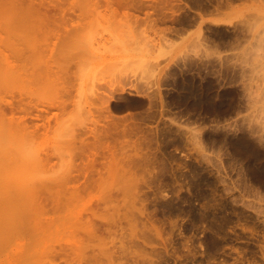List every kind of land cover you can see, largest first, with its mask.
Wrapping results in <instances>:
<instances>
[{
	"label": "rangeland",
	"instance_id": "1",
	"mask_svg": "<svg viewBox=\"0 0 264 264\" xmlns=\"http://www.w3.org/2000/svg\"><path fill=\"white\" fill-rule=\"evenodd\" d=\"M104 1L64 0L42 55L0 72L51 118L19 152L0 140V264H264V0ZM88 159L90 189L64 180ZM37 186L65 206L41 212Z\"/></svg>",
	"mask_w": 264,
	"mask_h": 264
},
{
	"label": "bare ground",
	"instance_id": "2",
	"mask_svg": "<svg viewBox=\"0 0 264 264\" xmlns=\"http://www.w3.org/2000/svg\"><path fill=\"white\" fill-rule=\"evenodd\" d=\"M106 1V4L107 6L110 8H115V5L117 6H121L123 8H125L127 11H128V15L131 14V12L129 13V10L132 9V10H136L138 8H140V6H143L144 3L143 1L145 0H141L139 2H136V0H105ZM104 1V2H105ZM64 2V0H0V13H4V14H7L6 16H3L5 18H3L4 23L0 25V72L2 73H6V75H11L10 78L12 77H15V76H20L22 77V75H17L15 74L17 69L19 70V64H17L18 62H22L25 60L24 59H29L31 57H37L40 55H42L41 53L43 52V50L41 49V45L43 44L44 41H46L45 39V34L47 33L49 35V28H50V25L51 24H56L57 26H60L62 24L63 21H65L64 17L61 15L59 16V18L61 19H57V20H54V18L56 19V17L54 15H48L51 13V11H61L60 9V6L62 5V3ZM77 3V2H75ZM166 5V4H165ZM118 8V7H117ZM59 9V10H58ZM113 9V10H114ZM9 10V11H8ZM63 11V10H62ZM125 11V10H124ZM127 13V12H126ZM10 14V15H9ZM148 14V13H147ZM152 14V13H150ZM149 15V14H148ZM53 16V17H51ZM132 16V15H131ZM193 16V15H192ZM191 16V18H192ZM63 17V19L61 18ZM136 17V16H135ZM150 17V16H149ZM53 18V19H52ZM199 18V17H197ZM196 17H193L192 19L187 18L189 20V22H196L195 20L197 19ZM150 20V19H149ZM157 20V19H156ZM153 21L154 23H156L155 19L154 20H151ZM187 22V21H186ZM188 22V23H189ZM154 23H152L153 25H155ZM192 25V24H191ZM195 25V24H193ZM169 31V30H168ZM173 31V30H172ZM46 32V33H45ZM170 32V31H169ZM51 35V34H50ZM54 36V34H53ZM47 37V36H46ZM257 37V36H256ZM260 38V37H259ZM258 38V40H259ZM262 39V38H261ZM48 40V39H47ZM257 42V41H256ZM260 42V41H259ZM263 42V41H262ZM46 42H44L45 44ZM264 43V42H263ZM10 45L12 46L11 48H8L6 49V45ZM260 44V43H259ZM264 45V44H263ZM258 46V45H257ZM262 46V44H261ZM260 46V48L262 49V47ZM255 47V46H254ZM259 48V47H258ZM259 48V49H260ZM252 49V48H251ZM264 51V48L263 50ZM53 52V51H52ZM251 52V51H250ZM254 52V51H253ZM262 53V52H261ZM44 54V53H43ZM259 54H260V50H259ZM45 55V54H44ZM246 54H244L243 56H245ZM248 55V54H247ZM253 55V54H252ZM255 55V54H254ZM253 55V56H254ZM48 56V55H47ZM252 56V57H253ZM257 56V55H256ZM264 56V55H263ZM228 57V56H227ZM251 57V58H252ZM51 58V57H50ZM192 58V57H191ZM223 58V57H222ZM234 58V57H233ZM260 58V57H259ZM258 58V59H259ZM264 58V57H263ZM33 59V58H32ZM36 59V58H35ZM39 59V58H38ZM243 59V58H242ZM245 59V58H244ZM254 59V58H253ZM256 59V58H255ZM40 60V59H39ZM49 60V58H48ZM52 60V59H51ZM250 60V59H249ZM260 60V59H259ZM258 60V62H259ZM263 60V59H261ZM28 61V64H29V60ZM38 61V60H37ZM36 61V62H37ZM44 61V60H43ZM47 61V60H45ZM192 61V60H191ZM218 61V60H217ZM229 61V60H228ZM227 61V62H228ZM233 61V60H232ZM240 61V60H239ZM257 61V59H256ZM255 61V62H256ZM34 62V60L32 61ZM39 62V61H38ZM187 62V61H185ZM230 62V61H229ZM245 62V61H244ZM250 62V61H249ZM261 62V61H260ZM35 63V62H34ZM190 63V62H189ZM197 63V62H196ZM254 63V62H253ZM32 64V63H30ZM185 64V63H184ZM183 64V65H184ZM241 64L243 65V62H241ZM250 64V63H249ZM248 64V65H249ZM182 65V64H181ZM191 65V64H190ZM253 65V64H252ZM196 66V65H195ZM229 66V65H228ZM239 66V65H238ZM23 68L25 67V65L22 66ZM186 67V66H185ZM260 67V65H259ZM262 68H264V66L261 65ZM182 68V67H181ZM243 69V68H242ZM250 69V68H249ZM255 69V68H253ZM261 69V68H260ZM256 70V69H255ZM259 70V69H258ZM257 71V70H256ZM262 72V71H261ZM235 73V72H234ZM241 73V72H240ZM253 73V72H252ZM259 73V72H257ZM243 74V73H242ZM254 74V73H253ZM50 75V74H49ZM220 75V74H219ZM245 75V74H244ZM251 75V74H250ZM256 75V73H255ZM259 75V74H258ZM4 76V75H3ZM254 76V75H253ZM5 77V76H4ZM7 77V76H6ZM29 77V76H28ZM32 77V75H31ZM34 77V75H33ZM38 77V76H36ZM44 77H47V76H44ZM251 77V76H250ZM261 77V76H260ZM39 78V77H38ZM37 79V78H36ZM41 79V78H39ZM49 79V78H48ZM251 79V78H250ZM33 81V79H31ZM10 81L12 80H9L8 82L6 83H0L1 86H0V140L1 141H5L6 143L9 142V144L11 145H7L6 143H4L5 145H3V143H0V149L2 150L4 147V151L6 150L7 151V148L8 150L9 149H13L11 148L12 145L14 146H17V149L18 150L17 152H19V149H18V146H21L19 145L21 143V141L23 139H27L29 137H33V135L37 134L38 131H40L41 128H44L45 130L47 128H49V122H50V117H48L47 115H45L46 113H48L50 111V108L49 109H39V107L37 105H33V102L31 101L32 99V95L29 96L28 93H23L24 91L27 92V90H20V95L21 96L19 98V100H16L14 98H12V100H7L5 99V97H3L2 93H5L7 92L8 88H11L12 85H9L8 83H11ZM29 81V80H28ZM258 81V80H257ZM2 82V81H1ZM244 82V81H243ZM35 83V82H33ZM39 83V81H38ZM252 83V82H250ZM254 83V82H253ZM252 83V85H253ZM263 83V82H262ZM258 84V83H257ZM257 84H255L257 86ZM264 84V83H263ZM251 85V86H252ZM262 85V84H261ZM8 87V88H7ZM38 87H41L40 85H38ZM263 87V85L261 86ZM46 88V87H45ZM245 88V87H244ZM264 88V87H263ZM38 89V88H37ZM41 89V88H40ZM39 89V90H40ZM248 90H249V87H248ZM263 90V89H262ZM9 91V90H8ZM37 91V90H36ZM42 91H44L42 89ZM250 91V90H249ZM253 91V90H252ZM256 91V90H255ZM12 92V91H11ZM30 92V91H29ZM39 92V91H38ZM37 92V93H38ZM259 92V91H258ZM32 93V92H30ZM63 93V92H62ZM61 93V94H62ZM248 93V92H247ZM257 93V92H256ZM2 94V95H1ZM17 94V93H16ZM42 94V93H41ZM53 94V93H52ZM245 94V93H244ZM255 94V93H254ZM258 94V93H257ZM260 94V93H259ZM36 95V94H35ZM51 95V94H50ZM58 95V94H57ZM64 95V94H63ZM34 96V95H33ZM46 96V95H45ZM55 96V94H54ZM252 96V95H251ZM31 97V98H29ZM37 97V96H36ZM58 97V96H57ZM249 97V96H248ZM31 99V100H30ZM40 99V98H39ZM250 99V97H249ZM25 100H28V101H25ZM30 100V101H29ZM34 100V99H33ZM264 101V99H262ZM247 101V100H246ZM251 101V100H250ZM258 101V100H257ZM60 103L57 104V108L58 109H62V110H65L67 108V105H66V102L63 100V101H58ZM256 102V101H255ZM254 102V103H255ZM259 102V101H258ZM105 104V103H104ZM245 104V103H244ZM248 104V103H247ZM256 104V103H255ZM260 104V103H259ZM261 104H264L263 102H261ZM254 106V105H253ZM260 106V105H259ZM258 107V106H256ZM262 107V106H261ZM52 108V107H51ZM56 108V106H55ZM54 109V108H53ZM250 109V107H249ZM258 109V108H257ZM262 109V108H261ZM247 111V110H246ZM259 111V110H258ZM263 111V110H262ZM264 112V111H263ZM262 112V114H263ZM253 113V112H252ZM255 114V112H254ZM253 116V114H251ZM261 115V114H260ZM248 116V115H247ZM262 116V115H261ZM249 119V118H248ZM261 119V118H260ZM259 119V120H260ZM253 119L251 118L250 121H252ZM35 121H42L41 124L39 123H35ZM244 121V120H243ZM249 121V120H248ZM247 121V122H248ZM256 121V120H255ZM261 121V120H260ZM254 122V121H253ZM257 122V121H256ZM264 122V121H263ZM47 123V124H46ZM243 123V122H242ZM262 124V122H260ZM251 124V123H250ZM258 124V123H257ZM46 125L48 127H46ZM259 125V124H258ZM93 126V125H92ZM256 126V125H254ZM254 126L252 127L254 129H258L257 127L254 128ZM261 126V129L263 131V126L262 125H259ZM46 127V128H45ZM263 127V128H262ZM249 128V127H248ZM85 129V128H84ZM260 129V127H259ZM258 129V130H259ZM245 130V129H244ZM258 130H255L256 132ZM85 131L87 133H93L95 134V129H92L91 127H87L85 129ZM97 131V130H96ZM261 131V130H260ZM41 132V131H40ZM39 132V133H40ZM246 132V131H245ZM98 133V132H97ZM250 133V132H249ZM259 133V132H258ZM86 134V133H85ZM99 134V133H98ZM257 134V133H256ZM254 134L253 132V135H256ZM264 134V133H263ZM29 135V136H28ZM31 135V136H30ZM75 135V134H74ZM258 135V134H257ZM96 136V135H95ZM256 137V136H255ZM258 137V136H257ZM260 139L262 140L264 138V136L261 134L260 136ZM2 138V139H1ZM4 138V139H3ZM78 138V137H77ZM81 138V137H80ZM242 138V137H241ZM247 138V137H246ZM249 138V137H248ZM7 139H10V140H6ZM25 139V140H26ZM258 139V138H257ZM240 140V138H239ZM246 140V139H245ZM244 140V141H245ZM261 140H258L261 141ZM264 140V139H263ZM263 140L261 141L263 143ZM70 141V140H69ZM74 141V140H73ZM77 141V139L75 140ZM75 141L72 144L75 143ZM79 141V140H78ZM81 141V146L83 149V152L85 153L86 150H91L93 151V148L94 146L91 145L90 142H87L86 140H80ZM243 141V142H244ZM237 142V141H236ZM240 142H242V139L240 140ZM239 142V143H240ZM260 142V143H261ZM27 143V142H25ZM250 143V142H249ZM23 144V142L21 143ZM96 144V143H95ZM241 144V143H240ZM248 144V143H246ZM3 145V146H1ZM25 145V144H24ZM94 145V144H93ZM252 145V144H250ZM256 145V144H255ZM7 146V148H6ZM23 146V145H22ZM237 146V145H236ZM239 146V145H238ZM249 146V145H248ZM258 146V144H257ZM33 147V145H32ZM99 147V146H98ZM245 147V146H244ZM247 147V146H246ZM250 147V146H249ZM241 148V147H239ZM251 148V147H250ZM27 149V148H26ZM29 149V148H28ZM80 150V148H78ZM97 149V148H96ZM253 149V148H252ZM77 150V149H76ZM78 150V151H79ZM85 150V151H84ZM95 150V149H94ZM240 150V149H239ZM244 150V148H243ZM251 150V149H249ZM12 151V150H11ZM25 151V149H24ZM77 151V152H78ZM90 151V152H91ZM246 151V150H245ZM254 151V150H253ZM13 152V151H12ZM29 152V151H28ZM43 152V151H42ZM76 152V153H77ZM95 152V151H93ZM92 152V153H93ZM242 152V151H241ZM248 152V150L246 151ZM256 152V151H254ZM21 153V152H20ZM40 153V152H39ZM74 153V152H73ZM81 153V152H80ZM97 153V152H95ZM249 153V152H248ZM247 153V154H248ZM78 154V153H77ZM82 154V153H81ZM28 155V154H27ZM35 155V154H34ZM250 155V154H249ZM255 154H253L254 156ZM78 156V155H77ZM76 156V157H77ZM96 156V155H95ZM74 157V156H73ZM29 158V157H28ZM34 158V157H33ZM95 158V157H94ZM77 159V158H76ZM42 160V159H41ZM72 160V159H71ZM89 160V159H88ZM87 160L86 164L83 163H78V164H72L73 166V169L71 170V172L69 173L70 176L68 175L67 177L65 176L64 180H66V178L69 180L68 177H70V179H78L79 176H82V175H85V177H87V180H88V183H86V185L84 186V190H88L90 189V185L93 184L94 182V178H93V175H94V171H96L95 167L97 165V160L96 159H90L89 161ZM38 163V162H36ZM41 163V162H40ZM252 169V168H251ZM253 170H256V169H253ZM252 171V170H251ZM252 173V172H251ZM253 173L255 174L256 172L253 171ZM260 174V173H259ZM91 175V177L89 176ZM89 176V178H88ZM253 176V175H252ZM258 176V174H257ZM256 176V178H257ZM259 177V176H258ZM264 184V183H263ZM44 189V186H37L35 188L36 192H35V198H38V207H39V210L41 212H51V211H55V210H59V207H63L65 206V204H58V203H55L57 201H53V197H51L50 195V199H49V203L50 205H52L51 207L48 206V203L46 202V204H44L45 200L42 198V197H39L38 193H41V191ZM83 189V188H82ZM79 193V190L77 188L76 190V194ZM48 199V198H47ZM46 199V200H47ZM43 201V202H42ZM63 205V206H61ZM87 210L89 211V209L87 208ZM84 213V212H83ZM94 214V213H93ZM82 216V215H81ZM80 216V217H81ZM92 216V215H91ZM102 216V215H101ZM100 216V217H101ZM83 218V217H82ZM102 218V217H101ZM87 220V219H86ZM95 219H88V221H86V224L85 225V228H86V231L90 234H93L92 236H96L97 234H94V233H98V231L100 230V225L97 224V220L94 221ZM108 220V219H107ZM102 222H106V226L109 224L106 220L104 219H101ZM112 221V220H111ZM82 222V221H81ZM101 222V223H102ZM114 222V221H113ZM85 223V221H84ZM103 224V223H102ZM111 224V222H110ZM109 224V225H110ZM108 225V226H109ZM84 228V227H83ZM85 231V230H84ZM85 231V232H86ZM89 234H88V237H89ZM90 234V235H91ZM79 239V238H78ZM81 241V240H80ZM78 242V241H76ZM83 241H81L82 243ZM78 244V243H76ZM80 244V242H79ZM84 244V242H83ZM87 243L84 244V246L86 245ZM77 246V245H76ZM87 247V245H86ZM85 248V247H84ZM83 248V245L81 246H78V249H76V251H80V254H81V251L84 250V253H85V249L87 250V248L84 249ZM74 250V249H73ZM75 251V250H74ZM83 252V251H82ZM87 252V251H86ZM66 253H68L66 251ZM76 253V252H75ZM62 252L60 253L59 256H61ZM79 254V256H80ZM83 254V253H82ZM81 254V255H82ZM64 255V253H63ZM65 255H68V254H65ZM76 255V254H75ZM86 257V260H89L90 257L88 255H85L83 254V260H85V257ZM88 256V257H87ZM67 257V256H66ZM80 258V257H79ZM89 258V259H87ZM81 261L79 262L78 260V263L80 264H83V262L85 261ZM87 263H89L88 261H86ZM86 263V264H87ZM56 264V263H55ZM85 264V263H84ZM91 264V263H90Z\"/></svg>",
	"mask_w": 264,
	"mask_h": 264
}]
</instances>
